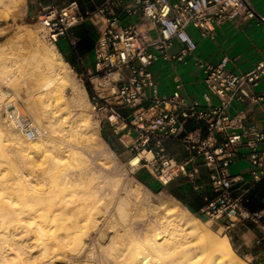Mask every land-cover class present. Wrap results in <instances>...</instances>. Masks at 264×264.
I'll return each instance as SVG.
<instances>
[{"label":"built area","instance_id":"obj_1","mask_svg":"<svg viewBox=\"0 0 264 264\" xmlns=\"http://www.w3.org/2000/svg\"><path fill=\"white\" fill-rule=\"evenodd\" d=\"M238 15L255 16L250 0H105L95 10L86 12H81L76 2L60 5L54 0L33 20L56 46L66 38L75 48L74 28L86 22L96 28L95 70L86 75V80L100 125L109 123L114 129L122 126L132 130L136 139L131 150L137 154L151 152L153 158L140 163L147 164L149 171L164 183L187 174L185 165L177 164L169 155L168 141L182 145L193 163L203 157L215 196L205 198L200 215L221 223L225 229L240 221L255 225L257 254L252 264H264V207L253 211L246 208L247 193L235 186L255 185L264 178V148L259 147L264 131L254 125L246 128V114H233L230 109L234 102H251L264 111V91L256 92L264 82V55L252 69L237 74L226 69L227 59L218 64L201 62L207 107L189 103L180 93L181 85L171 96H160L150 70L159 59L186 61L193 54L197 44L190 29H197L202 37L214 38L221 25ZM123 17L131 21L122 23ZM134 17L151 20L156 35L142 33L132 21ZM175 42L180 48L170 52ZM212 95L217 102H213ZM126 108L129 113L121 111ZM5 119L30 138L39 135L34 123L14 102L7 103ZM189 119L202 121L206 134L187 131L185 124ZM246 148L250 150L247 159L254 167L250 180L233 176L229 170ZM197 171L196 167L187 175L193 179Z\"/></svg>","mask_w":264,"mask_h":264},{"label":"bare ground","instance_id":"obj_2","mask_svg":"<svg viewBox=\"0 0 264 264\" xmlns=\"http://www.w3.org/2000/svg\"><path fill=\"white\" fill-rule=\"evenodd\" d=\"M11 1H14V7H21L25 0ZM1 2L0 14H3L5 3ZM27 34L31 38L35 35L29 30ZM37 43L41 47L39 53L43 62L37 64L34 61L32 67L37 64L33 68L34 73L45 68L49 76L36 77L32 94L35 93V98L41 102L46 117L52 111V99H65L66 107L84 110L88 92L84 85L75 81L70 64L55 48ZM64 85L71 88V101L66 96ZM2 96L0 92V107ZM56 120L52 121L56 123ZM81 120L83 124H74L71 129H77L78 133L81 131V135L88 137L93 129L90 116ZM53 122L50 120L51 124ZM0 123V139L9 141V134L13 136L19 160L29 170L16 172V177L11 178L0 163V264H41L48 261L47 257L51 258L55 251L66 254L68 250L75 249H79L78 258L81 260L90 261L99 256L100 262L107 264H250L235 253L226 235L218 236L199 217L179 204L151 203L150 209L147 208L149 211L144 212L142 206L136 205L137 200L142 199L140 190H130L135 200L131 202L130 198L127 203L125 198L128 196L117 180L109 183V190L100 185L98 188L78 189L84 178L70 179L66 172L69 160L78 154L73 146L56 143L54 149L49 148L53 150V156L49 158L44 155L48 151L49 138L42 136L24 145L16 128L1 120ZM96 147L101 156L108 154L104 140H100ZM151 154L149 151L138 153L130 162L137 164L143 159L150 160L153 158ZM39 165L45 168L40 174L42 178L35 173ZM33 172L36 179L30 178ZM49 176L58 181L50 182ZM163 179L166 180L165 177ZM34 201L35 206L29 208V203L34 204ZM78 258L74 259L75 263Z\"/></svg>","mask_w":264,"mask_h":264},{"label":"crops","instance_id":"obj_3","mask_svg":"<svg viewBox=\"0 0 264 264\" xmlns=\"http://www.w3.org/2000/svg\"><path fill=\"white\" fill-rule=\"evenodd\" d=\"M104 1L105 0H57L60 5L76 2L81 12L95 10ZM53 2L54 0H32V18L36 16L43 7ZM250 3L255 11L254 17L246 18L241 15L236 16L221 25L216 30L214 38L202 37L197 29H190L196 41L197 48L186 61L159 59L151 65L150 70L157 82L158 94L160 96H171L176 86L181 85L179 89L180 93L189 103H198L201 107H207V102L203 97V93L207 91V88L203 80L204 69L200 65L201 62L218 64L223 59H227L226 69L237 74L249 71L260 61L264 55V0L263 3L259 2L257 4H254L250 0ZM129 21H131V19L126 17L122 18V23H127ZM132 21L138 24L142 33L151 36L156 35L157 29L151 20H142L138 17H134ZM73 33L75 32L73 31ZM63 39L68 42L66 38ZM61 41L62 39L59 40L56 47H58L65 60L66 58L62 52L73 62V64H71L66 60L72 68L84 76L95 70V40L91 50L85 54L74 52L70 44V51H64L60 47ZM78 42L79 38H77L76 45ZM179 48L180 44L175 42L170 48V52H175ZM263 91L264 82L256 89L257 93ZM212 100L213 102H217V98L214 95H212ZM230 109L233 114L241 111L246 114L244 122L246 128L254 125L259 130L264 131V111L257 104L251 102H234ZM121 111L123 113L130 112L128 108L121 109ZM185 128L187 131H198L202 136L206 134L205 124L196 119L187 120ZM102 134L106 143L126 164H129V161L136 156L135 152L131 150V145L136 139V134L133 133L132 130L125 129L122 126L114 129L109 123H106L102 126ZM259 147L261 149L264 148V141L259 144ZM167 150L177 164L185 165L187 174H190V172L197 167L198 171L195 173L193 179L187 174H180L172 181L164 183L158 176L149 171L147 164L144 163H140V165L133 169L134 177L147 189L153 191L166 190L181 203L184 201L186 204H190L194 209L200 211L201 207L205 204V198L211 199L215 196L211 186L209 171L204 166V158L197 157L194 163L191 162L189 159L190 153L174 140L167 142ZM249 153L250 150L247 148L241 150L235 162L230 166L229 170L231 175H241L246 180H250L251 171L254 167L247 159ZM151 157H153L152 154ZM235 186L240 188V191L245 190L247 195L254 190L255 193L262 195L259 199V208L264 207V178L255 185ZM178 197L182 201L179 200ZM228 229L233 230L236 234L237 249L252 259H255L257 250L254 241L258 233V228L250 223L241 224L237 222Z\"/></svg>","mask_w":264,"mask_h":264},{"label":"rangeland","instance_id":"obj_4","mask_svg":"<svg viewBox=\"0 0 264 264\" xmlns=\"http://www.w3.org/2000/svg\"><path fill=\"white\" fill-rule=\"evenodd\" d=\"M7 1L0 0L1 3L3 4L5 3L3 5L4 13L0 14V25H1L0 26L1 28L0 29V92H2L4 95L2 96L3 101H2V106L0 107V120L3 121V123H5L8 126H11L14 129L16 128L11 123L7 122L5 119L7 103L14 102L20 107L22 112L34 123V126L39 132V135H37L36 138H30L27 135L19 132V134L24 140L23 143L24 145L27 144L26 142H31L32 140H35L37 138H42V136L46 137L47 140L49 138L50 143L47 144L48 153L47 152L44 153V155L49 158L53 156L52 154L53 150L51 149H54V145L56 143L60 144L63 142L65 145L69 144L73 146L75 152H78V154H75L69 160V164L67 165L66 172L68 173V178L70 179L76 180L79 178L81 179L84 178L82 180V183L78 186L79 188L76 187L78 189H84V188L90 189V188H98L100 186L101 187L103 186L105 188L108 187L109 190V183L117 180L122 184V189L124 190V194L125 195L127 194V196L129 197V198L124 197L127 200L125 201L127 203L130 202L129 201L130 198H131V202L135 200L134 199L135 197L133 195H130L131 194L130 190H137V189L140 190L142 199H140L139 202L136 199L137 200L136 205L139 206V208H141L142 206L141 209L144 208L145 209L144 212L149 211L151 203L157 204L160 202L179 204L181 205V207L183 206V208L188 209V207L185 204L181 203L175 197L171 196L166 190L153 191L147 189L145 186L140 184L133 175V169L138 165H140V161L137 164H134L130 161L129 164H126L122 160V158L118 154H116L107 143L106 144L108 145L107 149L109 155L106 154L104 157L98 153V150H96L97 148L96 145L97 143L99 144L100 140L105 141V139L102 134V125H100L99 119L96 116V111L91 101L89 100V95H91V92L88 91L87 86L89 85L91 91L92 89L90 83L86 80V76L81 75L74 68L72 69H73L75 81L79 84L84 85L88 92V99L85 102L86 108H84V110L82 109L78 110V109H74L73 107L72 108L66 107L65 99H57L55 101H52L53 100L52 99L50 101L52 103L51 105L52 111H49L47 114L48 118L46 117V114H44L42 110L43 107L41 102L37 100V98H35L34 95L35 93L32 94L34 91L33 89L35 88V84L37 82L35 81L36 77L49 76L45 68H41L39 73L37 72L34 73L33 68L35 67V65H37L38 62L39 64H42L40 63V61L43 62L41 59L42 58L41 54L39 53L41 47L38 45L37 41L39 43L46 45L47 47L55 48L56 52H60V50L58 49V47L56 48L52 43H50L45 38L42 26L38 24L35 20H33L31 13L33 12L32 0H25L24 4H22L21 7L19 6L14 7L15 5L14 1L11 0H10L11 2L9 0ZM251 1L254 4H257L259 2L263 3V0H251ZM1 9L2 8H0V10ZM27 30L31 31L35 35H33L31 38L27 34ZM60 47L64 51H70L69 43L63 38L60 43ZM34 61L37 64H35L34 67H32L33 64L35 63ZM63 87L66 96L68 97V100L71 101L72 100L71 88L68 85L66 86L64 85ZM56 116H58L59 118ZM87 116H90V121L93 126V129L89 133L90 135H88V137H85L81 135L82 134L81 131H79L78 133L76 131L77 129L76 130L71 129L72 128L71 126L83 124L82 122L84 121L81 119L83 118L85 120ZM55 118L57 119L56 123L52 121L55 120ZM50 120L51 122H53L52 124L50 123ZM57 125L58 127L60 126V128H57ZM64 127L65 130H61ZM79 128L78 130H81V128L80 129ZM57 129L61 130V132L60 131L59 133L58 131L56 132ZM62 134L63 137L61 136ZM0 141L2 142L1 139ZM15 142L16 141L13 139V136L12 135L10 136L9 134V141H3L2 144L0 145L1 147L0 163L7 170L8 174H11L10 175L11 178L12 176L16 177L17 175L15 174L16 172L23 173L24 171L26 172L28 170L27 169L28 166L24 165V163L21 160H19V155L15 151V147H16ZM28 152H30V150ZM43 167L44 165H39L35 168V170H37L36 172L35 170H33L38 178H42L40 177V174L44 172L45 168ZM34 172L33 175H30L31 176L30 178L36 179L37 177L34 176L35 174ZM12 174H14L15 176ZM47 178L49 180L51 179L50 176ZM52 179L50 180V182L52 183H54V180L56 182L58 181L57 178L56 179L52 178ZM106 181L108 185L106 184ZM52 188H54V185ZM31 205L35 206V201L34 204L30 202L28 207L32 208L33 206ZM190 212L194 216L198 217L194 212L192 211ZM199 218L203 221L205 226L212 229L214 232L218 233V236L226 235L230 239L235 253L241 256L242 258H244L248 263L252 264L253 259L247 256L245 253L241 252L239 249H237V245H236L237 243L235 238L236 234L235 232H233V230L225 229L224 227H222V225H220L221 223L219 224L213 223L212 221H209V219L205 217L201 216ZM238 223L243 224L244 222L240 221ZM33 252L34 254H37L35 250ZM75 255L77 256L76 258H78V256L80 255L79 249L78 251L77 249L71 251L68 250L66 254H61L59 251H55L53 254H51V258L50 256L47 257L48 261L41 264H73V263L74 264H107L106 262H100L102 259L101 257L99 258V256L95 257L90 261L88 260L86 261L84 259L83 261L79 257L80 258V259L78 258L79 261H76L75 263L74 261V259H76L74 258ZM72 257H73L72 259L73 261L71 260ZM34 264H40V263H34Z\"/></svg>","mask_w":264,"mask_h":264},{"label":"trees","instance_id":"obj_5","mask_svg":"<svg viewBox=\"0 0 264 264\" xmlns=\"http://www.w3.org/2000/svg\"><path fill=\"white\" fill-rule=\"evenodd\" d=\"M76 35L77 38H79V42L76 45L75 48H72L74 50V52L79 53V54H85L87 52H89L93 46L94 40L96 43L97 37H98V33L97 30L93 27V25L89 22H86L84 24H82V26H77L76 28H74L73 30ZM62 51V50H61ZM63 55L65 56L66 60L68 62H70L71 64H73V62L71 60H69L67 58V55L62 52ZM88 85V84H87ZM88 91L91 92L89 85L87 86ZM262 195H259L258 193H255V190L252 191V193H249L247 195V200L245 201V207L248 208L249 210L253 211V210H257L260 209V197ZM179 199V197H178ZM181 200V199H179ZM182 201V200H181ZM190 211L194 212L198 217H201L200 213L198 210L194 209L190 204H186L184 201H182Z\"/></svg>","mask_w":264,"mask_h":264}]
</instances>
